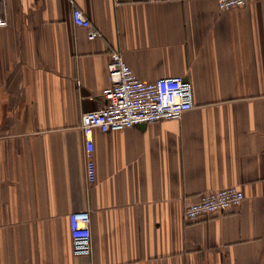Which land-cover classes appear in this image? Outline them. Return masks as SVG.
Segmentation results:
<instances>
[{
	"label": "crops",
	"instance_id": "0c3cea01",
	"mask_svg": "<svg viewBox=\"0 0 264 264\" xmlns=\"http://www.w3.org/2000/svg\"><path fill=\"white\" fill-rule=\"evenodd\" d=\"M81 8L100 32L77 26ZM0 264H264V0H3ZM146 82L184 75L179 119L94 131L110 53ZM229 185L242 202L197 221L188 201ZM88 209L92 251L69 214Z\"/></svg>",
	"mask_w": 264,
	"mask_h": 264
},
{
	"label": "built area",
	"instance_id": "2783aa9c",
	"mask_svg": "<svg viewBox=\"0 0 264 264\" xmlns=\"http://www.w3.org/2000/svg\"><path fill=\"white\" fill-rule=\"evenodd\" d=\"M166 1V0H149ZM220 9L241 7L253 0H217ZM73 20L87 30V37L100 35L84 11L75 7ZM3 0H0V26L6 25ZM109 84L102 90L104 103L83 113L81 127L85 139L86 167L90 179L94 176V131L120 130L136 124L179 119L194 106L192 83L184 75L158 77L143 81L126 62L120 51H112L108 63ZM243 190L229 185L198 195L188 201L186 219L197 221L223 213L238 206L244 199ZM72 251L75 255H89L92 251L91 214L88 209L73 210L69 214Z\"/></svg>",
	"mask_w": 264,
	"mask_h": 264
}]
</instances>
